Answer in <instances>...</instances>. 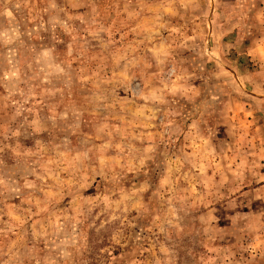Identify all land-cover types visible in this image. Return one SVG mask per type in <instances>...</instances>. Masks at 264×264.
I'll return each instance as SVG.
<instances>
[{"label": "rangeland", "instance_id": "obj_1", "mask_svg": "<svg viewBox=\"0 0 264 264\" xmlns=\"http://www.w3.org/2000/svg\"><path fill=\"white\" fill-rule=\"evenodd\" d=\"M0 264H264V0H0Z\"/></svg>", "mask_w": 264, "mask_h": 264}]
</instances>
